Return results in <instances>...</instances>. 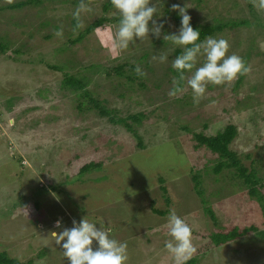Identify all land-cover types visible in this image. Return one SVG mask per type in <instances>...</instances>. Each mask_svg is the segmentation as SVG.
Here are the masks:
<instances>
[{"label": "rangeland", "instance_id": "1", "mask_svg": "<svg viewBox=\"0 0 264 264\" xmlns=\"http://www.w3.org/2000/svg\"><path fill=\"white\" fill-rule=\"evenodd\" d=\"M106 1L86 0L91 10L81 13L75 27L73 0H0V41L9 45L0 53V252L21 262L68 264L53 232L85 218L127 243V264H173L164 244L170 239L167 217L175 211L192 228L194 264H264V237L257 231L204 249L208 235L218 230L251 225L264 230V213L231 170L212 172L215 155L193 136L214 135L234 124L238 132L231 148L264 183V28L254 24L252 13L264 19V11L250 8L248 0H160L165 28L159 38L150 32L118 51L112 46L118 22L105 21L75 41L94 20L118 17L113 7L103 9ZM18 2L24 4L8 7ZM173 4L185 6L201 25L230 22L214 37L226 39L227 55L242 57L249 71L231 83L206 85L200 98L186 83L170 97L175 77L152 57L175 48L162 38L179 28ZM244 18L249 24L232 25ZM60 29L62 38L55 35ZM123 62L142 69L144 86L109 76V69ZM203 63L199 57L197 67ZM66 74L82 78L83 89L110 113L88 109V98H79L82 89L63 88ZM137 113H143L139 123L128 118ZM119 117L135 127L143 148L132 131L112 121ZM88 162L101 164L79 173ZM151 171L165 181L149 176ZM206 203L216 223L204 210ZM153 208L167 212L158 215ZM57 219L61 228L54 226Z\"/></svg>", "mask_w": 264, "mask_h": 264}, {"label": "clouds", "instance_id": "2", "mask_svg": "<svg viewBox=\"0 0 264 264\" xmlns=\"http://www.w3.org/2000/svg\"><path fill=\"white\" fill-rule=\"evenodd\" d=\"M160 4V0L155 3L152 0H111L118 15V24L112 37L113 48L127 50L136 40L148 36L150 32L154 37H161L165 28V20L162 19L165 14L159 12ZM253 7L264 11V0H253ZM186 9L179 4L172 5V10L180 17V25L177 32L162 36L163 40L182 49L171 64L179 75L173 79V87L168 95L176 97L184 91L185 73L190 72L186 86L192 90L194 98H200L205 94L206 85L231 83L246 74L249 67L239 55H227L230 45L226 39L206 36L202 40L200 30L194 29L190 23L191 17ZM90 10L86 0H79L73 17L79 18L82 12ZM55 35L62 38L63 30H57ZM199 57H204V63L197 67ZM152 59L163 63L167 61L168 54L153 56ZM134 71L138 75L144 74L139 66ZM52 195L55 196L54 193ZM54 226L61 228L62 221L57 219ZM167 228L170 239L165 241L164 248L173 264H187L196 251L192 228L175 211H170L167 217ZM111 232L108 227H97V223L82 218L79 222L73 220L70 228L64 227L58 233H53L68 264H127V243L112 238Z\"/></svg>", "mask_w": 264, "mask_h": 264}, {"label": "trees", "instance_id": "3", "mask_svg": "<svg viewBox=\"0 0 264 264\" xmlns=\"http://www.w3.org/2000/svg\"><path fill=\"white\" fill-rule=\"evenodd\" d=\"M73 2H75L76 4H78L79 0H73ZM22 4H24V2H18V3H14L11 5H8L9 8H17L19 6H21ZM248 4L250 6V8H252L253 3L248 0ZM111 0H107L106 2H104L103 4V9L104 10H108L109 8H111ZM168 12V11H167ZM254 17V20H258L256 21L254 24L256 26H260L264 28V19L260 18L258 16L255 15L254 12H252ZM176 25L179 26L180 25V17L178 15H174L173 16ZM105 21H115L118 22V17H113V18H106V17H100L96 20H94L93 22H91L83 32H81L76 38V40H80L82 39L85 35L91 33L95 28H97L98 26H101ZM72 23L75 27L78 26V18H74L72 20ZM190 23L192 24L194 29H199L200 33H201V39L203 40L206 36H215L216 32L222 30L224 27H227L228 25H230V22H220L217 24H199L196 23L194 21H190ZM240 24H249V20L248 19H242L241 21H233L232 25H236L239 26ZM173 33V32H170ZM170 41H166V43H168ZM71 43H73V41H71ZM8 44L3 43L0 41V53H4L6 52L7 48H8ZM182 49L179 47H175L173 52L171 54H168V59L167 61H165L166 67L168 71H170L173 76L175 78H178V73L172 69L171 67V63L174 58L179 55L181 53ZM14 52H18V50L14 49ZM162 54V53H161ZM160 54V55H161ZM145 58V55L141 56V59ZM135 65L134 64H128L126 62L123 63H119L114 65L112 68L109 69V76H113L116 78H125V80L129 83L132 84L134 82H137L139 84V86H144V83L141 82L142 78H144V74L143 75H138L134 69H135ZM149 69V68H148ZM151 70V69H149ZM194 71V70H193ZM189 73V72H188ZM187 73H185L186 75ZM65 78L62 81V86L63 88H68L71 90H79L82 89L83 92L79 95V98H83L86 97L88 98V101L90 102V106L87 107L88 109L94 108L96 107L100 113V115H106L109 114V110L102 106L100 101L97 98H94L89 91L84 90L83 88L85 87V82L83 81L82 78H76L74 76L71 75H65ZM186 78V76H185ZM185 79V82L186 83ZM237 81H240V79H238ZM238 84V83H237ZM173 87H170V89ZM84 104V101H83ZM82 103L79 102L78 107L81 108ZM142 115L143 113H137L135 115H130V119H132L134 122L139 123L142 120ZM113 122L115 123H121L122 125H124V127L128 130V131H132L134 133V135L137 137L138 139V147L139 148H143V142L141 141L140 137L137 136L136 133V129L134 127H132V125L127 121V118H121L119 117L118 119H112ZM237 128L234 124H227L222 130L217 131L214 135H206L202 132H194L193 136H194V140L197 142L196 144L199 146H205L206 148H208L210 150V152L212 154L215 155V159H214V164L211 167V170L213 173L217 174L219 172H221V170L223 168L227 169V170H231L232 171V177L235 178L238 183L240 184V186H244L247 189V193L249 196H253L255 197L261 206L262 212L264 213V183H263V177L260 176L259 174H257V170L251 166L248 167L246 165H244V163L242 162L241 158L238 155V152L233 150L231 148V142L233 141V139L236 137L237 135ZM100 162L96 163V162H88L84 165H82L79 169V173L83 174V173H87L88 171H92L93 169H97L100 166ZM157 171V170H155ZM155 171H151L150 173L147 172V174H149V176H157L158 181L160 183H163L165 180L158 175ZM156 173V174H155ZM193 180H194V188L195 191L197 192V194H203V190L200 189V182H199V178L197 175H193ZM161 190L163 191V194L165 195V203L169 204L170 203V198L169 196H167V188L164 185H161ZM205 203V200L203 201ZM36 208H38V203H35ZM26 212L32 216L31 214V209L27 208L25 209ZM204 210L209 214V216L211 217V219L215 222L216 218H215V214L213 212V209L211 207L210 204H207L204 206ZM152 211L155 214L158 215H164L166 214V210H160V209H156L153 208ZM216 223V222H215ZM250 231H257V234L261 235L262 237H264V230H259L255 225H251V227H238V226H234L231 229L228 230H218L216 232H212L208 235V243H206V245H204V249H208L210 248V246L213 244L214 246H220L222 244H225L227 242L230 241H235L238 237L243 236L244 234H247ZM196 262V258H192L189 261H187V264H194ZM0 264H33L32 260H28L26 262H21L16 258H12L9 257L7 255V253L0 252Z\"/></svg>", "mask_w": 264, "mask_h": 264}]
</instances>
